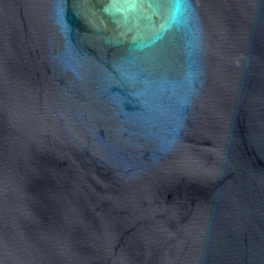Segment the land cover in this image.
Instances as JSON below:
<instances>
[{"label":"water","instance_id":"obj_1","mask_svg":"<svg viewBox=\"0 0 264 264\" xmlns=\"http://www.w3.org/2000/svg\"><path fill=\"white\" fill-rule=\"evenodd\" d=\"M0 264H264V0H0Z\"/></svg>","mask_w":264,"mask_h":264}]
</instances>
